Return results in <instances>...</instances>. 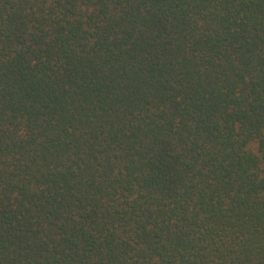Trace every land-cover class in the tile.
<instances>
[{
    "label": "trees",
    "instance_id": "16d2710c",
    "mask_svg": "<svg viewBox=\"0 0 264 264\" xmlns=\"http://www.w3.org/2000/svg\"><path fill=\"white\" fill-rule=\"evenodd\" d=\"M0 264H264V0H0Z\"/></svg>",
    "mask_w": 264,
    "mask_h": 264
}]
</instances>
